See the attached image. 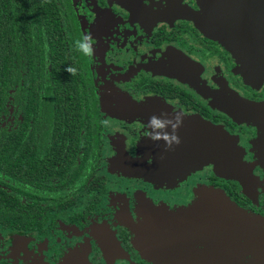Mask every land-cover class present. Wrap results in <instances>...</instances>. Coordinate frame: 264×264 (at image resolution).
Segmentation results:
<instances>
[{
	"label": "flooded vegetation",
	"instance_id": "af4514ba",
	"mask_svg": "<svg viewBox=\"0 0 264 264\" xmlns=\"http://www.w3.org/2000/svg\"><path fill=\"white\" fill-rule=\"evenodd\" d=\"M56 3L57 13L45 11L59 28L44 29L39 57L13 63L25 75L40 70L38 100L18 90L32 81L23 77L0 103V264L258 260L241 246L232 257L222 234L218 245V224L206 223L200 205L218 208L219 190L264 217V110L255 107L264 104V82L248 83L232 52L205 31L199 0ZM85 36L91 56L76 45ZM63 57L65 69H76L68 105L53 74ZM177 113L179 144L149 138L172 131L150 127L152 117ZM218 129L235 148L230 177L215 168ZM216 211L209 207V217Z\"/></svg>",
	"mask_w": 264,
	"mask_h": 264
},
{
	"label": "water",
	"instance_id": "95a60500",
	"mask_svg": "<svg viewBox=\"0 0 264 264\" xmlns=\"http://www.w3.org/2000/svg\"><path fill=\"white\" fill-rule=\"evenodd\" d=\"M199 1L202 6L201 13H198L201 23L212 35L218 36V41L242 64L240 73L247 80H264V0ZM217 9L218 21L209 20L216 15ZM259 107L264 109V104ZM250 110L251 108L242 115L249 116ZM234 159V146L230 138L218 129V163L215 166L218 175L232 176ZM216 200L218 208H214L212 203H206L205 214L207 224H218V245L222 234V239L230 244L232 257L238 253L240 246L246 250H259L258 260L238 264H264V217L242 210L222 191L218 190ZM197 207L198 204L191 207L189 212ZM209 207L217 210V218L215 214L209 217ZM141 238L144 248L149 249L146 238Z\"/></svg>",
	"mask_w": 264,
	"mask_h": 264
},
{
	"label": "trees",
	"instance_id": "16d2710c",
	"mask_svg": "<svg viewBox=\"0 0 264 264\" xmlns=\"http://www.w3.org/2000/svg\"><path fill=\"white\" fill-rule=\"evenodd\" d=\"M57 5L56 0H0V96L3 97L0 99V103L6 100L11 84L23 77L25 80L32 81L31 83L26 82L27 85L18 83V90H20V93L22 91V94L27 95V88H30L29 95L32 101L38 100L36 97L39 94L40 84L37 80L41 79L40 70L32 67L31 75H25L23 70H14L13 63L16 57L20 63L28 57L33 59L39 57V53L37 51L33 52V50L42 48L41 44L45 35L44 29L59 28V22L53 18L51 19L50 14L46 13L45 7L51 9V13H57L59 11ZM41 7L44 8V11ZM52 47L51 45L50 50H53ZM67 61L63 57L61 63L53 65L55 92H62L60 100L64 105L77 97L75 92L76 77L72 74L65 75ZM60 69H63L61 80ZM12 140L13 137L10 141Z\"/></svg>",
	"mask_w": 264,
	"mask_h": 264
},
{
	"label": "clouds",
	"instance_id": "9594fccd",
	"mask_svg": "<svg viewBox=\"0 0 264 264\" xmlns=\"http://www.w3.org/2000/svg\"><path fill=\"white\" fill-rule=\"evenodd\" d=\"M76 45L79 50H81L85 55L91 56L93 55L95 49L93 47L92 38L90 36H85L82 41H77ZM67 72H69L72 75L76 74V69L72 67H68L65 69ZM182 115L177 113L176 116L172 119L168 120H157L156 117H152L149 121V126L153 128H164L167 125H171L172 131L171 132H165L164 134H161L159 132H153L149 135V138L152 140H159L163 139L165 141L166 147L170 148L173 144H179L180 139L177 134V130L182 124Z\"/></svg>",
	"mask_w": 264,
	"mask_h": 264
},
{
	"label": "rangeland",
	"instance_id": "374dc122",
	"mask_svg": "<svg viewBox=\"0 0 264 264\" xmlns=\"http://www.w3.org/2000/svg\"><path fill=\"white\" fill-rule=\"evenodd\" d=\"M207 33H209L210 35H211V32L208 30V29H206L205 30ZM240 63V62H239ZM241 63H240V67H241ZM239 67V68H240ZM246 79V78H245ZM247 80V79H246ZM247 82L248 83H250L252 86L254 85V86H257V85H260V84H262L263 82H264V80H257V81H253V80H247ZM255 107H257L259 110H264L262 107H258V106H255ZM261 143H264V128H263V136H262V140L260 141V144ZM234 152H235V148H234ZM260 154H261V159H263L264 160V149H260ZM242 168V167H241ZM241 171H242V174L243 175H245V176H247L248 177V172H249V169L248 168H245V167H243L242 169H241ZM204 206H206V204H204ZM258 255H260V252H259V250H258Z\"/></svg>",
	"mask_w": 264,
	"mask_h": 264
}]
</instances>
